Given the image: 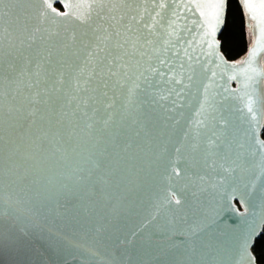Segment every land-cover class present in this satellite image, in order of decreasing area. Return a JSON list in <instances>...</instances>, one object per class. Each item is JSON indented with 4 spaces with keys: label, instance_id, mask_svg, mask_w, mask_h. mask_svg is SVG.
<instances>
[{
    "label": "water",
    "instance_id": "1",
    "mask_svg": "<svg viewBox=\"0 0 264 264\" xmlns=\"http://www.w3.org/2000/svg\"><path fill=\"white\" fill-rule=\"evenodd\" d=\"M215 3L18 0L14 42L34 33L25 54L38 60L37 52H51L56 67L66 60L68 93L83 67L81 41L112 24V15L123 16L140 42L119 61L127 74L109 81L113 108L106 130L98 125L90 135L81 132V108L78 117L65 119L68 130L79 122L71 139L67 133L49 137L43 151L30 150L27 138L22 142V157L31 151L33 158H18L14 184L6 173L0 181V264H259L253 246L264 229V0H240L252 42L236 62L226 60L218 39L227 0L220 23ZM9 51L0 37V54ZM7 60L0 63L3 113L12 95L19 105L35 92L26 82L36 79L10 74ZM23 63L18 60V68ZM64 99L53 95L57 108ZM105 118L102 109L93 116ZM9 123L7 117L0 122L6 139ZM125 144L131 145L126 151ZM88 172L91 181L78 182ZM172 194L179 205L169 203ZM68 200L70 207L60 206Z\"/></svg>",
    "mask_w": 264,
    "mask_h": 264
},
{
    "label": "snow or ice",
    "instance_id": "2",
    "mask_svg": "<svg viewBox=\"0 0 264 264\" xmlns=\"http://www.w3.org/2000/svg\"><path fill=\"white\" fill-rule=\"evenodd\" d=\"M213 7L216 9V22H222L225 0H216ZM100 19L103 20L104 17L101 16ZM110 19L113 23L107 27H102L91 40L81 41L85 52L83 67L78 69L79 75L72 78V91L68 93L64 91L66 81L63 70L67 61L57 60L56 65H59V67H56L53 66L51 52H48L47 56L37 52L35 55L39 58L38 60L25 54L23 49L25 47L31 49L35 44V34L30 33L22 36L19 38V44H16L14 42V30L21 23L18 0H0V37L7 40L12 48V51L0 54V63L4 62L3 56L6 55L8 58L7 68L10 74L15 73L23 76L27 73L29 76L36 77L34 81L29 79L26 82L27 89H35V92L29 91V94L24 96L19 105L15 103L16 95H12L13 104L8 111L6 113L0 111V122H3L4 117H7L10 121V131L7 139L5 135L0 133V162L6 161L3 166H0V181L4 179L6 173L9 182L14 184L16 182L15 178L20 176L21 165L17 162L18 158H33L34 152L31 151L28 156L22 157V142L26 138L30 150L34 148L36 151H43L44 143L49 137L63 139L65 133H67L69 139H71L76 135L79 122L75 123L71 130H68L65 128V119L69 115L78 117L81 108L84 109L83 116L86 117L83 121V128L79 129L81 132L86 129L88 130L87 134L90 135L98 125H103L102 128L105 130L108 128L112 120L110 110L113 108V98L109 96V81L121 72L127 74L125 65L119 63V61L133 55V50L140 42L139 36L133 38V29L130 24L125 25L123 23V16L112 15ZM131 20L140 23V20H137L136 17H131ZM36 31L38 32L39 29ZM148 31H151V28ZM213 33H215V25H213ZM73 40H75V37H71L69 43ZM145 42L150 43V41ZM68 47V44H66L65 48ZM140 47H143V45L140 44ZM67 54L69 57H78V53L74 51L69 50ZM18 60L24 61L19 68L17 66ZM41 70H43V80H41ZM6 78L11 79V75ZM116 83L119 84V81ZM41 84L44 85L43 89H41ZM59 93H63L65 99L57 108L53 95ZM85 95L87 99H82L81 97ZM96 104L101 107H95ZM39 105H44L45 111H42ZM2 107L0 105V109ZM88 108H91L92 115H89ZM69 109H71V112ZM101 109L107 114V118L94 120L93 116ZM247 110L255 118L251 101H249ZM45 122L47 127H45ZM136 134L139 135L138 132ZM130 146V144H125L123 150L126 151ZM92 167L94 170L99 167V164H93ZM173 172L177 177L181 174L176 169H173ZM91 174V172H88V174L80 176L78 182L80 180L90 182ZM173 202L177 205L181 203L175 194H172L169 200V203ZM60 206L70 207L71 201L68 200ZM3 216H5V213L0 212V217ZM7 227L11 229L13 226L8 225Z\"/></svg>",
    "mask_w": 264,
    "mask_h": 264
},
{
    "label": "trees",
    "instance_id": "3",
    "mask_svg": "<svg viewBox=\"0 0 264 264\" xmlns=\"http://www.w3.org/2000/svg\"><path fill=\"white\" fill-rule=\"evenodd\" d=\"M247 23L248 19L240 0H227L225 22L218 39L221 44V52L229 62L241 60L251 45L252 34ZM262 67L264 69V60ZM262 138L264 139V125ZM262 237H264V229L253 246V253L259 264H264V239Z\"/></svg>",
    "mask_w": 264,
    "mask_h": 264
}]
</instances>
